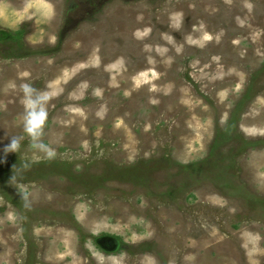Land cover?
<instances>
[{
	"label": "rangeland",
	"instance_id": "obj_1",
	"mask_svg": "<svg viewBox=\"0 0 264 264\" xmlns=\"http://www.w3.org/2000/svg\"><path fill=\"white\" fill-rule=\"evenodd\" d=\"M0 264H264V0H0Z\"/></svg>",
	"mask_w": 264,
	"mask_h": 264
},
{
	"label": "clouds",
	"instance_id": "obj_2",
	"mask_svg": "<svg viewBox=\"0 0 264 264\" xmlns=\"http://www.w3.org/2000/svg\"><path fill=\"white\" fill-rule=\"evenodd\" d=\"M20 88L23 93L22 103L25 106L24 132L28 134L33 141H36L47 119L45 105L49 100V93L37 92V90L28 83L21 84ZM20 139H22V137L10 138V142L4 148L5 151L10 150V152H15V150L19 147ZM33 146L45 151L49 158L54 155V152L47 149L42 143H34Z\"/></svg>",
	"mask_w": 264,
	"mask_h": 264
}]
</instances>
